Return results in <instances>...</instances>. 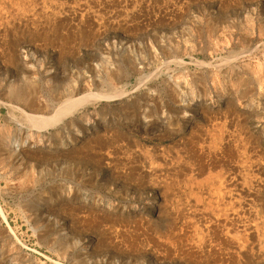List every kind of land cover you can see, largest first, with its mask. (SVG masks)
I'll use <instances>...</instances> for the list:
<instances>
[{
    "label": "rangeland",
    "instance_id": "obj_1",
    "mask_svg": "<svg viewBox=\"0 0 264 264\" xmlns=\"http://www.w3.org/2000/svg\"><path fill=\"white\" fill-rule=\"evenodd\" d=\"M196 159L247 174L257 235L207 233ZM262 229L264 0H0V264H264Z\"/></svg>",
    "mask_w": 264,
    "mask_h": 264
},
{
    "label": "bare ground",
    "instance_id": "obj_2",
    "mask_svg": "<svg viewBox=\"0 0 264 264\" xmlns=\"http://www.w3.org/2000/svg\"><path fill=\"white\" fill-rule=\"evenodd\" d=\"M22 3V2H21ZM31 3H34V2H31ZM19 6V5H18ZM15 98L16 99H20V96H19V93H16L15 95ZM97 97V95H94V94H92V93H87V94H84V95H81V96H79V97H76V98H74V99H70V100H68V101H66L63 105H61L60 103V105L58 106V108H56L55 109V111H54V113L52 114V115H50V116H44V115H41V114H27V116H29V118H30V121L34 124L33 126H36L37 128H43V127H46L48 124H50V123H52L54 120H56V118L57 117H59L60 115H63V114H65V113H67V112H69V111H71V110H73V108H75V107H77L78 105H82V104H84L85 102H87V101H89V100H91V99H94V98H96ZM99 97V96H98ZM112 97V96H111ZM27 106L28 107H32V104L31 103H28L27 104ZM20 109V108H19ZM20 111H22L23 113H24V111L22 110V109H20ZM143 128V127H142ZM40 130V129H39ZM233 132V131H232ZM220 135V134H219ZM217 136V135H216ZM231 136V135H230ZM233 136V135H232ZM236 140V139H235ZM218 142V141H217ZM242 142V141H241ZM214 143V142H213ZM226 143V142H225ZM228 143V142H227ZM205 145V144H204ZM231 145V144H230ZM239 145V144H238ZM241 145V144H240ZM199 146V145H198ZM215 144L213 145V144H207V153L206 154H208V156H210V154H211V150L213 149V148H215ZM221 146V145H220ZM234 146V145H233ZM201 147H202V145H201ZM236 147V146H235ZM203 148V147H202ZM202 148H200V149H202ZM229 148V147H228ZM216 149V148H215ZM215 149H213V150H215ZM240 149V148H239ZM246 149V148H245ZM142 150V149H141ZM199 150V149H198ZM203 150V149H202ZM237 150V149H236ZM165 151V150H164ZM218 151V150H217ZM243 151V150H242ZM248 151V150H247ZM213 152V151H212ZM246 152V151H245ZM241 153V152H240ZM145 154V156H146V154H147V152L146 153H144ZM143 154V155H144ZM213 154V153H212ZM214 154H215V152H214ZM216 155V154H215ZM248 155V154H247ZM246 155V156H247ZM205 156V155H204ZM207 156V155H206ZM214 156V155H213ZM249 156V155H248ZM247 156V157H248ZM155 157V156H154ZM166 157V156H165ZM193 157V156H192ZM211 157H212V155H211ZM197 158V157H196ZM210 158V157H209ZM214 158V157H213ZM239 158V157H238ZM153 159V158H152ZM151 159V160H152ZM154 159H156V158H154ZM153 159V160H154ZM189 159H192V158H188V161H189ZM195 158H193V160H194ZM211 159V158H210ZM147 160H148V158H147ZM166 160V159H165ZM192 160V161H193ZM208 160V159H207ZM234 160V159H233ZM245 160V159H244ZM244 160H242L243 162H244ZM246 160H248V159H246ZM144 161V160H143ZM187 161V162H188ZM192 161H191V163H192ZM196 161H198V162H196ZM209 161V160H208ZM207 161V162H208ZM210 161H212V159L210 160ZM236 161V160H235ZM249 161V160H248ZM149 162V163H148ZM148 164L150 165V162L151 163H154V161L152 162V161H149L148 160ZM212 162H214V160L212 161ZM212 162H208L206 165L205 164H203V163H201V161H200V159H196L195 160V162L193 161V163L191 164L192 166H190L189 167V173H187V171H185L187 174H189L188 175V179H187V184H188V186H190V189H192L191 187L192 186H194L195 188H196V193H195V195H197V196H195V199H196V203L194 204V207L195 206H197L198 205V203H200V195L202 194V191H203V189H204V187H205V185H207L208 184V186H209V184H211L212 186V188L211 189H209V193H210V191H211V193H212V196L213 197H215L216 199H213L212 198V202H214V205H215V208L214 207H212L213 208V210H212V212H213V215H212V218L214 219V221H211V219H209V217L207 216H205V219H209L208 221H206L207 222V224H206V231H207V233L209 234V233H211V229H212V225H210V223L211 224H214V223H217V221L219 220V219H221V220H223V222H225L224 223V225H227L226 227H227V229H229V230H233V231H235L236 230V232H237V234L240 232V231H243V232H245L246 234H248V233H251V232H256V234L255 235H257V233H258V224H257V222L254 220V218H253V215H252V218L253 219H250L249 218V216L247 215V213H246V211H245V206L247 207V206H249V207H251V206H253V197L251 198V193H250V191L248 190V188H250V182H249V180H247V174H246V176H245V174H242L241 172L242 171H240L239 172V170H238V172H239V174L240 175H238L237 173L235 174V170L236 169H234V171L235 172H231V170H230V172H228L229 173V175H226V176H223V175H221V174H219L217 177H216V175H215V177L214 176H212V177H210V175H209V177L207 176V177H205V179L202 181H200V180H196L197 179V177H198V175H201V174H204V172L206 171V173H207V170L209 169L208 167L209 166H213V164H216V162L215 163H212ZM236 162H238V161H236ZM235 162V163H236ZM144 163H146V162H144ZM165 163V162H164ZM172 163V162H171ZM171 163H169V164H171ZM178 163V162H177ZM189 163V162H188ZM206 163V162H205ZM245 163V162H244ZM243 163V164H244ZM148 164H146V165H148ZM142 165V164H141ZM145 165V164H144ZM152 165H154V164H152ZM157 165V164H156ZM160 165V164H159ZM162 165V164H161ZM245 165V164H244ZM248 165V164H247ZM256 165V164H255ZM254 165V167H255V169H256V166ZM151 166V165H150ZM150 166H148V167H150ZM174 166V165H173ZM179 166V165H178ZM177 166V167H178ZM186 165H184V167H185ZM229 166V165H228ZM235 166V165H234ZM249 166V165H248ZM142 167V166H141ZM152 167H154V168H152ZM158 166H151L150 167V169L152 168V173H154V172H156L155 170H156V168H157ZM174 167H176V166H174ZM173 167V168H174ZM184 167H183V169H181V172H183L182 170H184ZM214 167V166H213ZM216 167V166H215ZM243 167V166H242ZM244 167H246V166H244ZM143 168V167H142ZM159 168V167H158ZM178 168H180V167H178ZM186 168L187 167H185V170H186ZM175 169V168H174ZM173 169V171H175ZM226 169V168H225ZM246 169V168H245ZM247 169H249L248 167H247ZM147 170V169H146ZM177 170H179V169H176V171ZM222 170V169H221ZM143 171H145V170H143ZM150 171L148 172V173H150ZM176 171H175V173H176ZM233 171V170H232ZM246 171V170H245ZM261 171H262V169H261ZM179 172V171H178ZM209 172V171H208ZM211 172V171H210ZM222 172V171H221ZM224 172H225V174H227L226 173V171L224 170ZM141 173V172H140ZM156 173H158V172H156ZM161 173V172H160ZM167 173V172H166ZM169 173V172H168ZM168 173H167V175H168ZM206 173L204 174V175H206ZM219 173V172H218ZM255 173V172H254ZM180 174H182V173H180ZM208 174V173H207ZM211 174V173H210ZM146 175V174H145ZM154 175V174H153ZM165 175V174H164ZM185 175V174H184ZM249 175V174H248ZM252 175V174H251ZM147 177H148V175H146ZM146 176H143V177H146ZM161 176V175H160ZM159 176V177H160ZM171 176V175H170ZM173 176H174V174H173ZM176 176V175H175ZM178 176H179V173H178ZM185 176H187V175H185ZM142 177V178H143ZM146 177V178H147ZM158 177V176H157ZM156 177V178H157ZM251 177V176H250ZM161 178V177H160ZM213 178H216L217 180H215L214 181V179ZM154 179H155V177H154ZM165 179V178H164ZM162 180V179H161ZM160 180V181H161ZM167 180V179H166ZM159 181V182H160ZM255 183V182H254ZM250 190H251V188H250ZM191 192L192 193H194L192 190H191ZM204 192V191H203ZM205 193V192H204ZM211 195V194H210ZM193 201V200H192ZM211 201L209 200V208H211ZM200 206V205H199ZM196 210V209H195ZM247 210V209H246ZM255 210V209H254ZM198 211V210H197ZM206 211V210H205ZM192 212V211H191ZM195 212V211H194ZM193 212V213H194ZM195 213H197V212H195ZM199 213V212H198ZM203 214V213H202ZM206 213H204V215H205ZM253 214H255V213H253ZM200 215V214H199ZM250 216H251V214H249ZM4 217V216H3ZM195 217V216H194ZM200 217V216H199ZM204 219V220H205ZM201 220H203V217H202V219ZM220 221V220H219ZM222 222V221H221ZM221 222H219V223H221ZM191 225H193L192 223H191ZM203 225V224H202ZM205 225V224H204ZM220 226V225H219ZM198 227V226H197ZM204 227V228H205ZM193 228H195L196 229V227H193ZM194 229V230H195ZM229 230H226L227 232L226 233H228V231ZM260 230H261V227H260ZM205 231V232H206ZM239 231V232H238ZM195 232V231H194ZM230 232V231H229ZM243 234V233H242ZM242 234H240L239 233V238H241L242 236H240V235H242ZM259 234H260V236L262 237V238H264V229H262V234L259 232ZM203 235V234H202ZM206 236V235H205ZM226 236V235H225ZM231 237V236H230ZM234 237V236H233ZM257 237V236H256ZM199 238V237H198ZM203 238V237H202ZM196 239L197 240V245H200L201 247H202V245H204L205 244V246H206V243L203 241V239ZM209 238V237H208ZM243 238V237H242ZM241 238V240H243ZM195 240V241H196ZM209 240V239H208ZM213 240V239H212ZM262 240V239H261ZM192 241V240H191ZM235 241V240H234ZM248 241V240H247ZM255 241V240H254ZM257 241V240H256ZM229 242V241H228ZM239 242V241H238ZM242 242H245L244 240L242 241ZM234 243H236V242H234ZM233 243V244H234ZM256 243H258V241L256 242ZM224 244V243H223ZM226 244V243H225ZM167 245V244H166ZM236 245H237V243H236ZM204 246V247H205ZM229 246V245H228ZM234 246V245H233ZM239 246L240 247H242L241 246V244L239 243ZM203 247V248H204ZM237 247V246H236ZM244 247V246H243ZM229 248V247H228ZM227 248V249H228ZM174 250V249H173ZM235 250V249H234ZM199 252V251H198ZM205 254V253H204Z\"/></svg>",
    "mask_w": 264,
    "mask_h": 264
}]
</instances>
